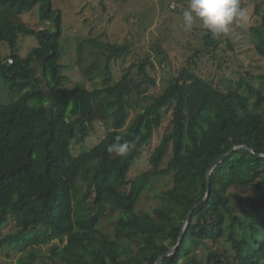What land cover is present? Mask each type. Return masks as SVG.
<instances>
[{"label":"trees","instance_id":"16d2710c","mask_svg":"<svg viewBox=\"0 0 264 264\" xmlns=\"http://www.w3.org/2000/svg\"><path fill=\"white\" fill-rule=\"evenodd\" d=\"M36 5L53 29L23 19ZM249 33L264 56V13ZM26 35L37 44L22 56ZM61 37V14L51 0H0V43L9 48L0 55V226L12 219L15 227L0 245L20 253L9 264H155L176 245L189 211L179 245L161 264H264V157L258 156L264 154V112L251 109L248 95L197 76L191 60L149 95L156 83L150 54L114 76L110 61L128 54L125 43H102L104 67L97 60L86 67L87 74L101 71L99 86H64ZM202 40L206 51L217 46L208 31ZM95 42L79 40L78 62ZM156 53H163L160 47ZM257 78L264 81V72ZM244 86L262 107L263 93ZM169 114L149 170L131 177ZM98 125L107 127L103 138L73 155L72 141L83 142ZM117 137L131 144L126 156L107 151ZM240 145L249 149L232 151L212 169L201 202L210 164ZM164 176L171 185L157 192L158 203L138 209L142 195Z\"/></svg>","mask_w":264,"mask_h":264},{"label":"rangeland","instance_id":"374dc122","mask_svg":"<svg viewBox=\"0 0 264 264\" xmlns=\"http://www.w3.org/2000/svg\"><path fill=\"white\" fill-rule=\"evenodd\" d=\"M51 3L53 9L61 14V63L63 73L67 76L64 86L75 83H81L87 89L99 86L101 71L87 74L86 67L94 60L104 67L107 50L102 43H125L129 45L128 54L123 59L112 58L110 61L114 76L118 77L122 68L131 61L145 56L146 53L150 54L156 67L149 69V73L156 83L148 86L149 95L161 92L168 80L191 60L190 68L197 76L223 91L238 90L248 95L251 109L264 112V102L262 107H255V97L244 86V82H248L264 95V81L257 78L258 74L264 72V56L257 53L249 33V27L261 23L264 0H240L241 7L248 10L249 22L243 25L234 24L226 37H215L217 46L209 51L203 49L202 37L207 30L199 22L194 24L191 31H185L182 26V13L188 7L189 0H51ZM23 19L35 28H54L50 19L41 21L39 5L25 12ZM89 37L96 38V42L86 46L83 59L78 62V42ZM36 44L35 36H21L20 54L26 55ZM157 47L161 48L162 54L157 55ZM8 52V46L0 43V55ZM1 100H4L3 95ZM145 101L147 99L143 102ZM133 114L134 112L130 118ZM169 118L170 114L165 117L163 125L154 130L149 147L130 169L131 177L149 170V157L168 130ZM106 131L105 125H98L83 142L72 141L73 155L92 148L103 138ZM170 185V177L164 176L155 180L150 190L142 195L137 208L148 210L156 205L157 192ZM235 190L242 194L250 193L241 187H236ZM106 227L108 230L111 228L110 225ZM14 230V223L9 219L4 226H0V238ZM48 248L49 245L43 246L42 253H46ZM19 256V252L0 245V264L14 263Z\"/></svg>","mask_w":264,"mask_h":264},{"label":"clouds","instance_id":"9594fccd","mask_svg":"<svg viewBox=\"0 0 264 264\" xmlns=\"http://www.w3.org/2000/svg\"><path fill=\"white\" fill-rule=\"evenodd\" d=\"M249 19L248 10L241 7L240 0H189L182 13V26L185 31H191L199 22L213 37H226L234 24L243 25ZM120 140L121 137H117L107 148L116 157L126 156L131 149L130 142L120 143Z\"/></svg>","mask_w":264,"mask_h":264},{"label":"water","instance_id":"95a60500","mask_svg":"<svg viewBox=\"0 0 264 264\" xmlns=\"http://www.w3.org/2000/svg\"><path fill=\"white\" fill-rule=\"evenodd\" d=\"M237 149H249L248 146H245V145H240V146H234L232 147L230 150L226 151L225 153H223L222 155H220L215 161H213L209 168L207 169L206 171V174H205V181H206V193H205V196L204 198L202 199L201 202L205 201L209 195V192H210V182H209V178H210V173L212 171V169L219 163L221 162L226 156H228L232 151L234 150H237ZM258 156L260 157H264V154H258ZM198 204H196L195 206H197ZM190 215H191V211H189V213L187 214V217L186 219L184 220L183 222V225H182V229H181V232L179 234V237H178V241L176 243V245H174L172 248H170L168 251L164 252L163 254H161L160 256H158L157 260L155 261V264H161V261L164 257L166 256H169L171 254H173L177 248V246L179 245L181 239H182V236L184 234V230H185V227L188 223V220L190 218Z\"/></svg>","mask_w":264,"mask_h":264},{"label":"built area","instance_id":"2783aa9c","mask_svg":"<svg viewBox=\"0 0 264 264\" xmlns=\"http://www.w3.org/2000/svg\"><path fill=\"white\" fill-rule=\"evenodd\" d=\"M9 61H10V59H9ZM11 62V61H10Z\"/></svg>","mask_w":264,"mask_h":264}]
</instances>
